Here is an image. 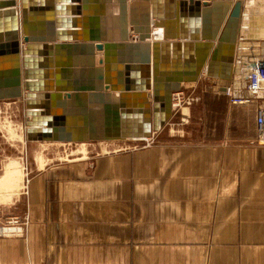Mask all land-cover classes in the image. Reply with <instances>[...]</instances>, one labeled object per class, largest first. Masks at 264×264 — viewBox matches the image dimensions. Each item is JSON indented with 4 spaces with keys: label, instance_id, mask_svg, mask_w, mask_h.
Segmentation results:
<instances>
[{
    "label": "crops",
    "instance_id": "1",
    "mask_svg": "<svg viewBox=\"0 0 264 264\" xmlns=\"http://www.w3.org/2000/svg\"><path fill=\"white\" fill-rule=\"evenodd\" d=\"M254 4L242 0L235 55L247 54L249 63L264 56V37L242 32L264 23L263 6ZM191 8L187 0H161L159 11L189 33ZM197 34L203 41L200 28ZM219 79L202 73L183 83L202 99L183 110L181 122L191 117L199 128L191 122L158 139L160 129L138 148L32 168L17 216L26 224L0 235V264H264V143L256 133L264 99L231 103L214 91Z\"/></svg>",
    "mask_w": 264,
    "mask_h": 264
},
{
    "label": "water",
    "instance_id": "2",
    "mask_svg": "<svg viewBox=\"0 0 264 264\" xmlns=\"http://www.w3.org/2000/svg\"><path fill=\"white\" fill-rule=\"evenodd\" d=\"M160 1L0 0V100H22L26 140H145L183 83L230 82L242 0H187L189 33Z\"/></svg>",
    "mask_w": 264,
    "mask_h": 264
},
{
    "label": "rangeland",
    "instance_id": "3",
    "mask_svg": "<svg viewBox=\"0 0 264 264\" xmlns=\"http://www.w3.org/2000/svg\"><path fill=\"white\" fill-rule=\"evenodd\" d=\"M254 9H259L264 0H254ZM261 6V7H262ZM250 31V32H249ZM246 36L260 33L264 37V23H250V29ZM182 89L185 93L192 92L199 100L191 106L198 104L202 97L197 92L194 84H184ZM205 91L211 88L205 87ZM190 106V108H191ZM199 128V120L192 121L189 117L181 122L179 113L172 114L169 121L164 125L158 136L173 137L177 130L192 127ZM25 111L22 100L7 99L0 100V224H5L7 218L20 216L24 208L25 181L30 176L32 168L42 167L45 163L56 162L76 156H90L91 154H102L119 148H138L152 142L150 138L145 140L114 141H90V142H52V141H28L25 137ZM173 131H168V129ZM156 133V132H155ZM172 133V136H168ZM154 141V140H153ZM119 145V146H118ZM7 217V218H5Z\"/></svg>",
    "mask_w": 264,
    "mask_h": 264
},
{
    "label": "built area",
    "instance_id": "4",
    "mask_svg": "<svg viewBox=\"0 0 264 264\" xmlns=\"http://www.w3.org/2000/svg\"><path fill=\"white\" fill-rule=\"evenodd\" d=\"M240 24V31L244 28ZM134 37V36H133ZM240 37L238 36V39ZM237 46V51H238ZM242 51L249 50V46L244 45L241 47ZM249 60L247 54L236 56L234 60V74L238 77L237 81L230 80L227 84L224 80H217L214 84V91L226 96L231 103L241 104L248 102H257L264 99V56L260 59L253 61ZM242 81V82H240ZM243 90L239 92L238 88ZM199 97L195 96L192 92L185 93L181 88L179 91L172 92L171 94V108L172 114L179 113L183 117V110L189 108L194 102L198 101ZM256 133L257 139L264 143V107H259L256 115ZM26 224L25 220L20 217L13 216L7 218L5 224H0V235L10 233H21L23 226Z\"/></svg>",
    "mask_w": 264,
    "mask_h": 264
},
{
    "label": "bare ground",
    "instance_id": "5",
    "mask_svg": "<svg viewBox=\"0 0 264 264\" xmlns=\"http://www.w3.org/2000/svg\"><path fill=\"white\" fill-rule=\"evenodd\" d=\"M154 30H155V31H158V32L160 31V29H154ZM154 36H155V37H159V36H160V33H159V34L156 33Z\"/></svg>",
    "mask_w": 264,
    "mask_h": 264
}]
</instances>
